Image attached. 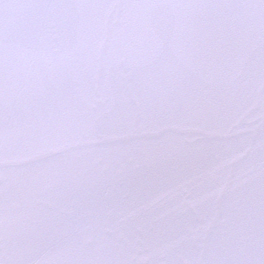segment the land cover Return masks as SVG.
Listing matches in <instances>:
<instances>
[{"label": "snow or ice", "instance_id": "obj_1", "mask_svg": "<svg viewBox=\"0 0 264 264\" xmlns=\"http://www.w3.org/2000/svg\"><path fill=\"white\" fill-rule=\"evenodd\" d=\"M0 264H264V0H0Z\"/></svg>", "mask_w": 264, "mask_h": 264}]
</instances>
